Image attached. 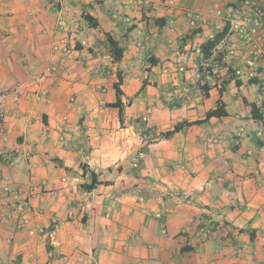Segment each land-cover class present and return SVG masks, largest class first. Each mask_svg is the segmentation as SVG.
I'll return each mask as SVG.
<instances>
[{
	"label": "crops",
	"instance_id": "crops-1",
	"mask_svg": "<svg viewBox=\"0 0 264 264\" xmlns=\"http://www.w3.org/2000/svg\"><path fill=\"white\" fill-rule=\"evenodd\" d=\"M162 1L155 0L140 17L131 0L121 9L117 0H61L56 6L52 0H0L4 85L31 90L33 75L54 57L62 22L82 21L88 41L66 59L48 99L29 102L22 96L11 102L0 124V196L6 183L26 191L46 183L30 198L43 215L29 212L22 229L13 216L0 218V264H264L261 90L237 77L241 85L232 81L221 95L220 84L204 98L199 57L187 61L185 74H165L192 42L204 41L212 26L203 29L201 40L187 41V18L176 10L172 33ZM178 1L182 8L209 13L227 0ZM85 12L100 27L88 26ZM106 32L125 48L120 63L112 62ZM140 42L147 48L140 49ZM217 59L221 56L212 63ZM239 65L236 58L231 68ZM119 71L123 101L133 99L124 124L118 109L107 106L116 101ZM220 98L228 116L160 138L178 122L204 118ZM252 105L261 119L254 117ZM241 126L247 133L237 143L233 132ZM215 136L221 141L210 143ZM83 164L112 184L83 190L80 185L90 182ZM210 228L204 238L202 231ZM30 229L38 233L31 235Z\"/></svg>",
	"mask_w": 264,
	"mask_h": 264
},
{
	"label": "built area",
	"instance_id": "built-area-1",
	"mask_svg": "<svg viewBox=\"0 0 264 264\" xmlns=\"http://www.w3.org/2000/svg\"><path fill=\"white\" fill-rule=\"evenodd\" d=\"M61 0H52L56 6ZM155 0H131L134 7L140 11L139 16L147 7L152 6ZM162 5L169 9V18L167 26L173 33L176 30L175 14L176 10H181L187 18L189 31H193L195 38H203V29L212 26L210 32L203 42L194 41L186 49L183 58L178 60L173 69L166 67L164 73L167 75H183L188 70L187 61L190 58H201V67H198L197 74L202 83H208L212 87L220 85L219 78L229 72L233 61L237 58L241 65L234 68L237 77H244L256 83L262 93L264 103V0H227L214 7L209 13L193 11L182 8L178 0H163ZM119 8H127V0H117ZM126 22L132 24L133 19L126 16ZM228 31L224 38L214 51L212 59H203L202 45L209 39L216 36L217 33ZM84 25L82 21L72 23L62 22L60 30L62 34L53 43L54 57L46 64L44 69L33 75L31 90L23 89L21 85L14 87L4 85L0 78V124H3L12 110L11 102H19L24 96L29 102H41L48 99L51 92V82L55 80L65 66L67 58L72 57L78 50V45L88 46V41L83 38ZM170 43L174 42L173 38L169 39ZM140 49H146L142 42L138 43ZM222 55V60L217 59L212 63L214 57ZM222 62L224 65H222ZM25 91V92H24ZM174 93H170L173 96ZM153 109H147L143 117L144 121L148 120ZM264 131L263 125L259 127L258 133ZM247 133L245 126L237 128L233 134L237 143ZM221 136H215L208 139L210 143H219ZM10 158V155L7 156ZM17 162L13 159L12 163ZM45 181L34 183L26 191L23 187L6 183L2 186L0 196V218L13 216L17 229H22L30 222L29 212L44 214L43 209H36L31 206L30 198L41 194L45 189ZM44 229L41 230L43 232ZM212 228L202 231V236L207 238ZM31 235L38 233L35 229H30Z\"/></svg>",
	"mask_w": 264,
	"mask_h": 264
},
{
	"label": "trees",
	"instance_id": "trees-1",
	"mask_svg": "<svg viewBox=\"0 0 264 264\" xmlns=\"http://www.w3.org/2000/svg\"><path fill=\"white\" fill-rule=\"evenodd\" d=\"M82 16H83L84 20L87 22L88 26H90L92 28L100 27L99 20L97 18H95L94 16H92L90 13L85 12L82 14ZM157 22H159V21H157ZM227 31H228V28H226L224 32L217 33L214 38L207 40L202 45L203 59H206V60L212 59V57L214 56V51H215L216 47L219 45L221 40L224 38ZM193 36H194L193 31H190L186 35V40L188 41L189 39L193 38ZM106 40H107L109 51L111 53L112 62L113 63H120L123 60L124 54H125V48L121 45V41L119 39H116L110 32H106ZM221 60H222V55H221ZM218 80L221 84V87L219 88V92L221 95H223V93L225 92L226 86L229 83H231L232 81H235L236 84L241 85V81L239 79H237V76L235 74V70H233V69H230L227 74H225L223 77H220ZM123 82H124L123 74L121 71H119L118 72V80L114 83V88H115V92H116V101H114L112 103H107L108 107L118 109V116H119L121 124L125 123L126 106L130 105L133 102V99H130L127 103H125L123 101V95H124V91L122 89ZM252 82H254V81H252ZM200 86H201V90H202L204 98H208L209 97V90L212 88V86L208 83H205V84L200 83ZM252 112H253V115L256 119H261L262 116L260 114L259 115L257 114L256 105H252ZM225 116H228V111L226 109L225 102L223 101L222 98H220L217 101L215 108L209 110L206 113L204 118L193 120V121L184 120V121L178 122L172 129L165 131V132H162L160 134V138H170V137L174 136L176 133H178L181 130L186 129L190 126L202 125V124L208 123L213 118H222ZM142 152H147L146 146L142 149ZM60 163H61V165H63L62 162H60ZM82 168L84 170V174L86 172H89V175H90V182H84L80 185L83 190L92 191L100 184H112L109 181H101L99 179V177H100L99 173L92 170L89 167V165L83 164Z\"/></svg>",
	"mask_w": 264,
	"mask_h": 264
},
{
	"label": "rangeland",
	"instance_id": "rangeland-1",
	"mask_svg": "<svg viewBox=\"0 0 264 264\" xmlns=\"http://www.w3.org/2000/svg\"><path fill=\"white\" fill-rule=\"evenodd\" d=\"M230 89V88H229Z\"/></svg>",
	"mask_w": 264,
	"mask_h": 264
}]
</instances>
